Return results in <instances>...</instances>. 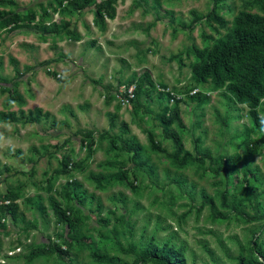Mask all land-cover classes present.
Returning a JSON list of instances; mask_svg holds the SVG:
<instances>
[{
    "label": "rangeland",
    "instance_id": "1",
    "mask_svg": "<svg viewBox=\"0 0 264 264\" xmlns=\"http://www.w3.org/2000/svg\"><path fill=\"white\" fill-rule=\"evenodd\" d=\"M214 4L112 0L114 14L100 30L94 3L71 11L59 0H0V111L17 118L0 122V195L13 192L18 205L16 222L7 218L0 226V264H103L92 253L134 264L116 241L141 245L151 237L181 246L185 264H235L253 233L264 246V219L245 220L255 210L249 187L264 211L260 132L223 88L197 86L208 95L199 105L186 96L195 87L190 77L198 61L195 48L205 50L224 36L241 9L261 12L258 0H224L215 6L218 17L207 18ZM12 13L20 22L3 26ZM133 75L144 79L138 107L112 97ZM119 79L120 90L107 91ZM157 87L181 96L178 120L169 128L180 132L184 149L195 154L208 148L214 159H232L228 181L209 168L208 159L183 169L170 163L165 153L173 151L172 142L156 118L167 98L158 96ZM117 135L141 143L140 156L133 159ZM150 137L164 152L149 147ZM249 139L257 142L252 152L245 151ZM67 156L71 164L60 173ZM216 162L214 168L221 164ZM99 173L101 186L90 177ZM71 180L80 186L65 195L62 186ZM225 189L229 207L221 205ZM201 191L227 216L214 221L208 206L198 210ZM51 198L75 217V229L56 220ZM48 237L60 242L68 237L72 246L64 256L27 261V244Z\"/></svg>",
    "mask_w": 264,
    "mask_h": 264
},
{
    "label": "trees",
    "instance_id": "2",
    "mask_svg": "<svg viewBox=\"0 0 264 264\" xmlns=\"http://www.w3.org/2000/svg\"><path fill=\"white\" fill-rule=\"evenodd\" d=\"M214 8L206 15L207 18H217V12L215 6L224 0H212ZM89 3H94L95 12L93 16L94 23L100 30L105 28L104 19L107 15L113 16L114 10L112 8V0H59V4L63 7L71 10H81L85 8ZM258 5L261 12H253L248 9H241L232 20V27L221 38L217 39L211 47L202 50L195 48V55L197 62L193 64L191 68V79L195 83L194 86L186 92V96L190 101L196 102L198 105L204 103L208 99V95L202 92L197 86L208 84L211 90L224 89L228 98L236 105H242L247 111V114L252 120L253 124L259 134V140L264 143V121L260 120L261 112L264 111V0H258ZM28 18L31 20L34 18L33 13L28 14ZM21 16L17 13L9 14L2 21L3 26L16 25L20 22ZM53 31L58 30V26L53 23ZM75 39L79 37L76 31H69ZM173 58H175L173 56ZM143 80L140 76L133 75L129 80L123 82L127 85L134 83V96L130 99V102L134 107L140 105V93L143 91ZM100 83V81H95ZM119 79V85H121ZM148 83L152 86L151 80L148 79ZM107 91H116L118 88L108 85L105 87ZM158 88V96L165 94L167 103L161 107V111L157 114L156 118L159 120L162 127V134L165 138L172 142L173 151L166 152L165 155L169 159L170 163L177 169H183L187 164L192 162H203L204 159H208L210 162L209 168L215 169L216 175L220 172L224 174L226 181L229 178V170L232 159L213 158L208 148L197 149L195 154L187 149H184L181 139V134L178 130L169 128L172 122L178 120L179 109L178 104L181 102V96L168 91L167 88ZM142 90V91H141ZM193 90H196L193 92ZM117 93H119L117 91ZM112 94V93H111ZM121 95H124L121 93ZM113 98H117L116 94H112ZM119 101V100H118ZM171 101V103H169ZM120 104V103H119ZM16 114L13 111L4 112L0 111V122L2 121H16ZM89 135L90 133H86ZM152 133L149 134L151 136ZM116 138L120 141L121 147L127 152L132 151L133 159L140 156L143 151L141 143L132 138L130 141H125L121 136L117 135ZM256 140H248L245 145L246 152H252L256 149ZM151 149L164 152L158 142L150 137ZM147 158V157H146ZM220 161V165L216 168L213 167ZM215 162V163H214ZM71 164L68 156L62 164L60 173H65L67 168ZM138 164V163H137ZM153 171L152 169L150 170ZM251 171V170H248ZM119 174L124 177V172L120 171ZM93 180L97 181L98 186H101L104 175L101 173L90 176ZM179 185L181 181L173 179ZM131 184V183H129ZM80 184L77 180H71L69 183H65L62 186L61 191L68 195L69 190L79 188ZM250 195L248 200L252 202L255 210L254 214L249 217H245L247 222H253L259 219H264V211L260 209V203L257 199V193L255 188H248ZM227 189L221 192L222 202L221 205L229 207L225 202V194ZM17 196L9 191L4 195H0V201H8V203L0 204V226L5 227V219L10 218L14 223L17 218L18 205L16 203ZM51 205L58 222H64L69 228L75 229L73 220L75 217L69 216V210L64 209L63 206L56 203L51 198ZM236 205V200L231 205L233 208ZM208 206L211 212L212 220L216 221L222 216H227L216 209L213 197H209L204 191H201V204L198 210ZM29 224V223H28ZM31 226L34 227L33 224ZM23 230L27 232L28 228L24 227ZM72 240L68 237L63 238L60 242L57 239L47 238V241L41 242L38 245L27 244L29 252L24 255L27 261H32L33 258L56 253L58 257L66 255L68 248L72 245ZM119 250L126 254L134 256V264H185L183 259V252L181 246H176L171 243L170 239L164 242L157 243L154 238L151 237L145 244L129 243L127 246H123L119 241H116ZM92 257L99 263L103 264H130L122 261L115 256H103L92 253ZM235 264H264V246L258 242L253 233V237L247 242L244 247V253L241 252L236 257Z\"/></svg>",
    "mask_w": 264,
    "mask_h": 264
},
{
    "label": "built area",
    "instance_id": "3",
    "mask_svg": "<svg viewBox=\"0 0 264 264\" xmlns=\"http://www.w3.org/2000/svg\"><path fill=\"white\" fill-rule=\"evenodd\" d=\"M115 86L119 89L120 88V85H119V80H117ZM123 86V89L118 91L119 93L116 92V97L117 99L119 100V102L121 103V105H124V106H127L130 102V99L133 98L134 96V88H135V84L132 83V84H122ZM196 90H193V92H195ZM124 94V95H121ZM1 203H8V201H0V204Z\"/></svg>",
    "mask_w": 264,
    "mask_h": 264
},
{
    "label": "clouds",
    "instance_id": "4",
    "mask_svg": "<svg viewBox=\"0 0 264 264\" xmlns=\"http://www.w3.org/2000/svg\"><path fill=\"white\" fill-rule=\"evenodd\" d=\"M259 118L261 121H264V115H261ZM0 139H2V138H0Z\"/></svg>",
    "mask_w": 264,
    "mask_h": 264
}]
</instances>
